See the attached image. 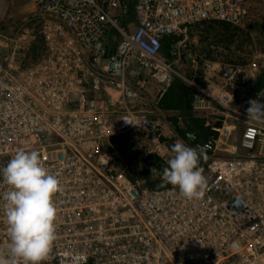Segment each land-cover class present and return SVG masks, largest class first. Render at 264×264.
<instances>
[{"label": "built area", "instance_id": "obj_1", "mask_svg": "<svg viewBox=\"0 0 264 264\" xmlns=\"http://www.w3.org/2000/svg\"><path fill=\"white\" fill-rule=\"evenodd\" d=\"M256 4L0 0V14L28 6L41 24L35 52L23 50L19 30L0 27V168L18 150H37L62 182L59 239L43 264H73L75 255L86 264H264V119L246 113L249 100L264 103V85L255 91L254 76L237 62L206 60L198 69L196 55L180 49L204 22L244 27ZM168 36L181 37L170 57L162 52ZM175 60H189L191 74ZM144 74L161 94L183 79L193 88V115L213 133L182 135L158 106L161 94L146 97ZM128 131L143 140L145 159L159 158L160 187L131 180L117 166L120 151L104 147ZM177 140L205 147L201 199L163 179ZM7 190L0 177V193ZM5 220L0 215V248L9 241Z\"/></svg>", "mask_w": 264, "mask_h": 264}, {"label": "clouds", "instance_id": "obj_2", "mask_svg": "<svg viewBox=\"0 0 264 264\" xmlns=\"http://www.w3.org/2000/svg\"><path fill=\"white\" fill-rule=\"evenodd\" d=\"M247 117L264 119V103L247 102ZM189 139H195L189 134ZM170 158L163 170L166 183L178 188L186 199L205 195L207 178L200 167L206 159L205 147L189 146L177 140L170 148ZM152 169L151 173L154 174ZM2 183L9 190L0 193V215L6 220L9 241L0 248V264H43L59 239V210L55 196L63 190L62 182L45 163L37 150H18L6 166L0 168ZM73 264H86L87 258L73 256Z\"/></svg>", "mask_w": 264, "mask_h": 264}, {"label": "rangeland", "instance_id": "obj_3", "mask_svg": "<svg viewBox=\"0 0 264 264\" xmlns=\"http://www.w3.org/2000/svg\"><path fill=\"white\" fill-rule=\"evenodd\" d=\"M0 27L7 35L13 27L16 32L19 30L23 50L30 48L34 41L40 40L41 24L28 6H15V9H7L6 12L1 13ZM218 29H220L219 24H215V29H212L209 24H199L189 30L188 36L184 38L180 46L181 54L185 56L187 52L192 51L199 59L198 69L206 60H211L207 58V45L214 41V35ZM236 33L234 41H216L219 53L213 56L216 57V61H232L242 64L247 73L254 76L256 89L260 77L264 74V0H257L250 21L244 27L237 29ZM187 59H189L188 56ZM174 62L181 73L191 74L193 69L189 60L185 62L175 60ZM140 80L145 84L146 97L154 101L161 94V86L146 74L140 77ZM247 96L248 94H245V98ZM166 115L172 116L174 113L166 112ZM242 130L243 125L238 124L237 134ZM104 147L120 151L121 158L117 161L120 169L127 170L128 167L140 165L145 160L143 140L137 133L131 131L114 137L110 143L106 142ZM129 159H132V162H129Z\"/></svg>", "mask_w": 264, "mask_h": 264}, {"label": "trees", "instance_id": "obj_4", "mask_svg": "<svg viewBox=\"0 0 264 264\" xmlns=\"http://www.w3.org/2000/svg\"><path fill=\"white\" fill-rule=\"evenodd\" d=\"M204 24H209L212 29H215V24H219L220 29L216 30L214 35V41L207 45V58L211 60H216L213 54L219 53V46H217L216 41H234L236 37V30L238 27H233L228 23L219 22H204ZM215 31V30H214ZM209 34V33H208ZM217 36L219 38H217ZM181 37L168 36L163 40L162 52L165 56H171V48L174 43H176ZM38 49V42L34 41L30 47L31 52H35ZM233 55V54H232ZM234 56V55H233ZM264 83V74L260 77L257 83L255 91H258L260 86ZM193 95V88L188 85L180 77H175L171 82L166 91L160 95L158 106L166 112H172L174 115L170 116L172 122L177 126L178 130L182 135H185L186 130L195 131L199 137L206 138L213 131L210 127L204 125V121L201 118L195 117L191 109V99ZM181 120V123L179 121ZM132 162V159H129ZM152 169L155 170L154 174L151 173ZM159 158L151 157L145 159L140 165H132L128 167L126 173L128 177L135 181L137 179L144 180L148 186L152 188H157L159 186Z\"/></svg>", "mask_w": 264, "mask_h": 264}]
</instances>
